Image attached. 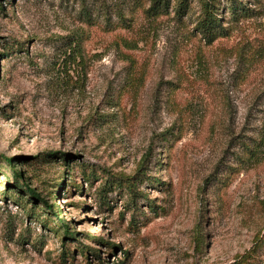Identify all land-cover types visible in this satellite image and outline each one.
<instances>
[{"label":"rangeland","instance_id":"rangeland-1","mask_svg":"<svg viewBox=\"0 0 264 264\" xmlns=\"http://www.w3.org/2000/svg\"><path fill=\"white\" fill-rule=\"evenodd\" d=\"M154 1L0 0V264H264V0Z\"/></svg>","mask_w":264,"mask_h":264},{"label":"trees","instance_id":"trees-1","mask_svg":"<svg viewBox=\"0 0 264 264\" xmlns=\"http://www.w3.org/2000/svg\"><path fill=\"white\" fill-rule=\"evenodd\" d=\"M226 1L228 4V12L230 13L231 16L230 19L227 20V22H225L224 18L219 16L216 5L212 0H201L202 18L200 22L197 24L196 29L198 30L202 39L206 41V43L209 45H211L218 39L230 38L233 34L234 25L237 22H239L241 18H251L254 16L253 11L249 10L247 7L241 4L239 0H226ZM169 2L170 0H155L153 2L151 9L152 11L157 12V14L165 13V11L169 7ZM186 9H187L186 2L184 1L180 2L179 7H177V11H176L177 15L181 17V15L184 13ZM225 23L229 24V26H226ZM256 152L257 151L251 148H247V153L249 154L250 157L255 156ZM7 162L11 166V160ZM15 175L19 178L18 173H15ZM29 194L34 196L36 199L40 200L39 196L34 194L31 190H29ZM41 202L45 203L44 201ZM47 209H50L49 211L53 213L51 206H47ZM58 216H60V213H57V215H55V217ZM60 222L62 224V228L64 230L65 236L74 240L76 234L72 233L69 230V227L67 226L65 221L60 220ZM244 259L245 258H242L240 261L234 262L232 264H245L246 262L244 261Z\"/></svg>","mask_w":264,"mask_h":264}]
</instances>
